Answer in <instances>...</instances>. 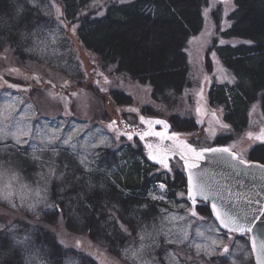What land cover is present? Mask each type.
Segmentation results:
<instances>
[{
    "label": "rangeland",
    "instance_id": "obj_1",
    "mask_svg": "<svg viewBox=\"0 0 264 264\" xmlns=\"http://www.w3.org/2000/svg\"><path fill=\"white\" fill-rule=\"evenodd\" d=\"M126 1L130 0H94L88 5L103 13L109 3ZM234 5V0H210L202 30L188 40L186 48L191 85L169 102L158 101L149 84L116 73L114 65L105 68L99 55L80 41L77 24L62 19V5L52 2L43 6L62 24L56 22L43 29L35 42L37 55L20 59L10 48L0 49V233L21 238L32 225L46 224L40 219L53 207L50 183L67 155L83 160L89 169L105 152L121 155L126 147L145 149L147 158L159 164L157 172H172V182L173 171L186 174L187 164L180 155L184 145L197 151L229 148L247 161L261 158L260 154L249 156L252 149L264 151V139L255 138L264 130L260 107L252 106L248 125L237 132L224 120L222 107L211 105L208 97L213 83L233 81L217 53L209 50L218 35V25L222 30L230 25L227 16ZM214 10L222 14L220 18L213 15ZM217 39L220 43L234 42L220 34ZM149 120L164 121L168 127L149 124ZM157 132L164 136L155 135ZM126 133L132 135L131 140ZM173 134L178 135L172 138ZM221 135L225 138L217 143ZM69 136L71 141L64 144ZM151 155H166L170 170ZM155 186L150 196L166 200L167 205L142 233L132 237L120 256L87 236L73 234L61 215L56 224L46 226L57 232L65 246L82 250L99 264H176L177 260L179 264H242L248 258L244 248L248 240L228 239L204 202L193 205L188 191L179 189L174 197L167 198L168 185L158 182ZM174 187L178 182L172 190ZM227 242L232 243V251L226 255L229 263H223L222 256L212 259V255L222 253ZM196 245H200L199 250ZM29 264L46 263L30 252ZM65 264L80 262L70 257Z\"/></svg>",
    "mask_w": 264,
    "mask_h": 264
},
{
    "label": "trees",
    "instance_id": "obj_2",
    "mask_svg": "<svg viewBox=\"0 0 264 264\" xmlns=\"http://www.w3.org/2000/svg\"><path fill=\"white\" fill-rule=\"evenodd\" d=\"M37 1L38 6L31 0H0V49L10 48L20 59L37 55L35 42L43 29L62 24L42 8L56 2L62 5V19L77 24L80 41L99 55L105 68L114 65L116 73L149 84L158 101L169 102L191 85L186 48L188 40L202 30L210 0L112 2L103 13L100 8L90 9L88 4L94 0ZM234 3L227 16L230 25L223 30L217 27L218 35L234 42L220 43L217 35L209 50L217 53L233 81L213 83L208 97L211 105L222 107L226 123L241 132L254 104L264 114V0ZM18 7L24 9L22 15H17ZM213 15L220 18L222 14L214 10ZM223 138L219 136L217 143ZM259 154L261 158L254 160L264 164V151L259 148L249 156ZM100 158L88 169L74 155H67L50 183L53 207L40 219L46 224L25 229L32 242L27 249L13 248L11 237L0 233V264H29L30 252L46 264H65L70 257L80 264H99L82 250L61 243L57 232L48 227L57 223L59 215L73 234L87 236L120 256L132 237L142 233L167 205L166 200L149 194L158 182L168 185L167 198L174 197L177 189L187 190L184 174L173 171L172 182V172H157V164L148 160L144 149L126 147L121 155L105 152ZM176 182L178 187L172 190Z\"/></svg>",
    "mask_w": 264,
    "mask_h": 264
},
{
    "label": "snow or ice",
    "instance_id": "obj_3",
    "mask_svg": "<svg viewBox=\"0 0 264 264\" xmlns=\"http://www.w3.org/2000/svg\"><path fill=\"white\" fill-rule=\"evenodd\" d=\"M34 6H38L35 5ZM24 9L22 7L17 8V15H22ZM59 12V9H57ZM221 43H224V41H221ZM248 43H251L250 41ZM215 54L213 53V56ZM142 120L144 118H141ZM114 123V122H113ZM147 123H157V124H164L165 127L167 128L168 125L164 121H147ZM150 134V133H146ZM23 135L27 136V132H23ZM128 139H132L131 134H127ZM155 135L163 137L164 133L157 132ZM178 134H173L172 138H175V136ZM251 135V134H249ZM72 137L69 136L66 139H64L62 142L64 144H68L71 141ZM141 139H143V136H141ZM257 139H264V135L258 136ZM16 142L19 144L20 143V138L19 136L16 137ZM152 146L149 145V148ZM186 149V151L184 150ZM184 149L181 150L180 155L181 158L184 159L185 163L187 164V167L191 170L194 168H197L198 162L202 159H204V154L205 153H224V152H231L229 148H204L200 149L197 151L195 148H193L191 145H184ZM173 155L175 152L172 153ZM233 158L237 159L239 163L247 165L249 168L255 167L261 170V172H264V164L260 163H253L249 162L247 160H239L238 157H236L235 153H231ZM151 159L153 160H158L160 164H162L165 168H169V165L167 163L166 155H161V156H156V155H151ZM192 162H189V161ZM81 163H84L82 160ZM170 170V168H169ZM161 188L165 187L164 185L160 186ZM188 188H189V198L192 200L193 205L196 203V197L200 196L203 197L205 201H208L210 197H214L219 194L218 190L213 191L212 190V185L209 183L207 173H199L197 175H194L191 171H189L188 175ZM10 194V193H9ZM7 198V197H5ZM161 199L163 197H160ZM155 199V197H154ZM257 203H260L257 201ZM211 209L215 213L216 218L219 220L220 224L223 225L225 229H228L230 232H235V233H240L242 235H248L249 233H252L254 229L257 228L258 222L260 226H264V205H262L260 208H255L251 209L248 213H246L243 217L237 216L235 213H230L228 211H222L220 207L217 206L215 202L211 203ZM57 210L58 206H57ZM192 215H196V213L193 211ZM123 227V226H121ZM126 230V229H125ZM12 241V247L15 248L16 246L23 247L25 249L28 248V246L32 243L30 238L28 236H24L21 238H17L16 236H12L11 238ZM143 239V237H141ZM172 243H175V241H170ZM181 243H183V239H180ZM61 243H63L61 241ZM251 246L253 250H259L260 255L257 257L260 259L261 257H264V227L261 228V238L259 241L257 240V236L253 235L251 236ZM196 248L199 250L200 245H196ZM224 253H228L229 249L227 246L223 248ZM135 255V253H133ZM176 264H179V261H176Z\"/></svg>",
    "mask_w": 264,
    "mask_h": 264
},
{
    "label": "water",
    "instance_id": "obj_4",
    "mask_svg": "<svg viewBox=\"0 0 264 264\" xmlns=\"http://www.w3.org/2000/svg\"><path fill=\"white\" fill-rule=\"evenodd\" d=\"M261 135H264V130L255 135V138L257 139ZM231 153L233 152L205 153L204 159L200 161L197 168L191 170L187 168V176L189 171L194 175L202 172L207 173L212 190H218L219 192L218 195L210 197L208 200L210 207L211 203L215 202L222 211H228L243 217L251 209L260 208L264 205V172H261L258 168H249L247 165L239 163ZM196 199L205 201L200 196ZM257 201L260 203H257ZM220 226L223 227L222 224ZM262 227L264 226H260L258 222L257 228L251 233V236H257L258 241L261 238ZM254 252L257 264H264V257L257 258L260 255L259 250H254Z\"/></svg>",
    "mask_w": 264,
    "mask_h": 264
},
{
    "label": "flooded vegetation",
    "instance_id": "obj_5",
    "mask_svg": "<svg viewBox=\"0 0 264 264\" xmlns=\"http://www.w3.org/2000/svg\"><path fill=\"white\" fill-rule=\"evenodd\" d=\"M223 233L227 236L228 239H233V238H237V237H240L241 240L242 239H245L246 241L248 240V242H245V251L247 252V255H248V258L242 262V264H256L255 262V258H254V252H253V249H252V246L249 242V237L248 235H242V234H235L234 232H230V231H223ZM227 246L228 249H229V252L228 253H224L222 251L221 254H218V255H212V259L213 258H216V257H225V259H223V263H229V261L227 260L226 258V255L229 254L231 251H232V243H229L227 242L224 247ZM223 247V248H224ZM223 250V249H222ZM230 260V258H228ZM230 264V263H229Z\"/></svg>",
    "mask_w": 264,
    "mask_h": 264
}]
</instances>
